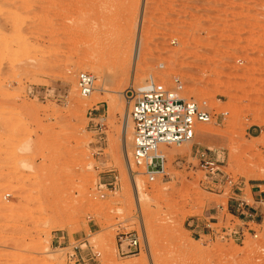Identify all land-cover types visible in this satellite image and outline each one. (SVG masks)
<instances>
[{"label":"rangeland","instance_id":"1","mask_svg":"<svg viewBox=\"0 0 264 264\" xmlns=\"http://www.w3.org/2000/svg\"><path fill=\"white\" fill-rule=\"evenodd\" d=\"M61 1L0 0V264H78L75 246L90 264H264V0ZM176 77L217 119L162 147L168 176H132L125 92ZM205 149L241 190L207 187ZM206 216L251 231L194 236L188 222ZM126 232L136 254L121 252Z\"/></svg>","mask_w":264,"mask_h":264},{"label":"built area","instance_id":"2","mask_svg":"<svg viewBox=\"0 0 264 264\" xmlns=\"http://www.w3.org/2000/svg\"><path fill=\"white\" fill-rule=\"evenodd\" d=\"M77 85L82 97H90L95 90L94 75L89 72L79 73ZM182 89L183 83L178 77L174 79L172 87L149 78L143 85L131 87L125 92L129 100V114L134 125L132 157L128 159V165L130 169H133V166L142 167L143 173L150 182L168 176L167 157L161 149L163 146L189 142L194 138L197 124L209 123L217 119V114L208 101L187 99L181 95ZM226 114V112L220 113L221 116ZM195 158L202 165L205 178H208L207 187L209 189L214 188L219 193L225 187L231 190H241L238 187L240 184L222 169L226 162L223 152L211 149L197 150ZM233 199L236 201L240 215L254 222L257 213L253 210L245 211L242 206L247 205L246 202L238 198ZM243 225L218 229L213 227L212 216L195 217L188 222L194 236H208L209 239L216 236L237 241L243 240L246 232L251 231L248 223ZM252 232L253 237L257 238L256 231L252 230ZM118 238L123 254H136L141 248L137 233H121ZM84 244H86L85 241ZM76 249L75 246L74 251L68 254L72 263L90 264L94 262L92 257L90 258L92 262L87 261L78 254Z\"/></svg>","mask_w":264,"mask_h":264},{"label":"bare ground","instance_id":"3","mask_svg":"<svg viewBox=\"0 0 264 264\" xmlns=\"http://www.w3.org/2000/svg\"><path fill=\"white\" fill-rule=\"evenodd\" d=\"M61 1V0H60ZM62 2V1H61ZM139 74H140V72H139ZM143 74V73H142ZM139 76V75H138ZM127 117H128V123H127V126H129V124H130V126H132L131 124H132V121H130L131 120V116H130V114H129V110H128V115H126ZM126 117V118H127ZM130 119V120H129ZM130 122V123H129ZM131 128V127H130ZM129 128V129H130ZM203 128V127H202ZM200 129V125H196V130L198 131L199 130V134L201 135V137H204V136H206L207 135V131L206 130H204V129H207V127L206 128H204V129ZM209 131V130H208ZM196 132V131H195ZM163 147H166V146H163ZM162 149V148H161ZM128 170H130V174L132 175V176H134L135 175V173H134V171H133V169H130V167H129V165H128ZM134 179H136V178H134ZM137 180V179H136ZM139 180V179H138ZM135 182H137V181H135ZM141 184L142 183H140V181H139V183H138V186H141ZM152 264V263H151Z\"/></svg>","mask_w":264,"mask_h":264},{"label":"crops","instance_id":"4","mask_svg":"<svg viewBox=\"0 0 264 264\" xmlns=\"http://www.w3.org/2000/svg\"><path fill=\"white\" fill-rule=\"evenodd\" d=\"M246 204H247L248 206L250 205V204H248V203H246ZM249 207H250V208H249ZM249 207H248L249 210L253 209V208H252V207H253L252 205H250ZM218 215H219V214H218ZM217 218H218V217H217Z\"/></svg>","mask_w":264,"mask_h":264}]
</instances>
